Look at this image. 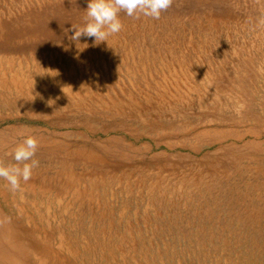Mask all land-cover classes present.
I'll return each mask as SVG.
<instances>
[{
  "label": "rangeland",
  "instance_id": "374dc122",
  "mask_svg": "<svg viewBox=\"0 0 264 264\" xmlns=\"http://www.w3.org/2000/svg\"><path fill=\"white\" fill-rule=\"evenodd\" d=\"M87 2L0 0V165L38 140L0 264H264V0L122 11L77 56Z\"/></svg>",
  "mask_w": 264,
  "mask_h": 264
},
{
  "label": "clouds",
  "instance_id": "9594fccd",
  "mask_svg": "<svg viewBox=\"0 0 264 264\" xmlns=\"http://www.w3.org/2000/svg\"><path fill=\"white\" fill-rule=\"evenodd\" d=\"M171 3L172 0H88L84 22L82 26L71 25L73 31L69 39L75 42L78 56L89 46L87 39H92L94 46L102 42L108 44V38L122 30L123 25L120 19L122 11L130 17L143 15L159 19L161 13L167 10ZM82 37L85 38L84 43L80 42ZM78 42L86 44V47L81 49L77 46ZM37 148V138L27 135L13 150L12 155L16 163L0 165V177L8 182L12 190L19 187L21 179L24 181L30 179L32 169L38 165V161L33 159Z\"/></svg>",
  "mask_w": 264,
  "mask_h": 264
},
{
  "label": "bare ground",
  "instance_id": "6f19581e",
  "mask_svg": "<svg viewBox=\"0 0 264 264\" xmlns=\"http://www.w3.org/2000/svg\"><path fill=\"white\" fill-rule=\"evenodd\" d=\"M13 77H15V75L13 76ZM21 77V76H20ZM16 79H14L13 81L14 82H17L18 83V79H17V76L15 77ZM29 79H31V78H28V79H26V80H29ZM32 80V79H31ZM34 80V79H33ZM25 81V80H24ZM36 81V80H35ZM39 82H41V81H39ZM65 82V81H64ZM22 83H24V82H22ZM27 83H29V82H27ZM44 83V82H43ZM34 84V83H33ZM24 85V84H23ZM43 85V84H42ZM32 86V85H31ZM44 86V85H43ZM48 86V85H47ZM67 86V85H66ZM12 87H13V85H12ZM18 87V86H17ZM33 88V87H32ZM35 88V87H34ZM36 88H37V86H36ZM42 88V87H41ZM64 89V88H63ZM67 89H68V87H67ZM60 90H62V89H60ZM66 90V89H65ZM21 91V90H20ZM38 91V90H37ZM44 91H46V92H48L49 90L46 88V87H44ZM54 91V90H53ZM69 91H70V89H69ZM59 92V91H58ZM66 92V91H65ZM40 93V92H39ZM57 93V92H56ZM68 93V92H67ZM54 94V93H53ZM70 94V93H69ZM36 95V94H35ZM32 96H33V94H32ZM55 96V95H54ZM57 97V96H56ZM58 98V97H57ZM42 99H43V97H42ZM39 192V191H38ZM24 200V199H23ZM27 201V200H26Z\"/></svg>",
  "mask_w": 264,
  "mask_h": 264
}]
</instances>
